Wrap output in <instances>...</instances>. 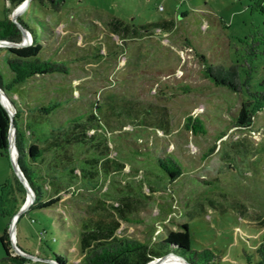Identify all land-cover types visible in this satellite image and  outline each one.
<instances>
[{
  "label": "rangeland",
  "instance_id": "374dc122",
  "mask_svg": "<svg viewBox=\"0 0 264 264\" xmlns=\"http://www.w3.org/2000/svg\"><path fill=\"white\" fill-rule=\"evenodd\" d=\"M261 6L264 0H66L56 12L48 0L29 4L17 21L40 32L41 20L48 28L39 37L42 58L67 70L5 94L20 112L25 150H47L31 165L37 192L26 179L34 201L15 222L18 249L82 264L80 221L93 216L114 223L113 240L153 248L187 224L193 249H218L232 264H242L232 255L246 249L263 263L264 108L238 124L240 95L207 74L232 65L236 48L262 40L264 75ZM16 8L0 0V21ZM49 105L56 107L46 115L41 107ZM188 117L200 119L204 133L188 129ZM75 126L88 128L80 130L87 138L63 143ZM165 155L183 169L173 181L156 163ZM51 199L58 202L44 212L30 211ZM26 202L10 157L0 155V237L7 230L13 243L11 216ZM4 257L0 242V264Z\"/></svg>",
  "mask_w": 264,
  "mask_h": 264
},
{
  "label": "trees",
  "instance_id": "16d2710c",
  "mask_svg": "<svg viewBox=\"0 0 264 264\" xmlns=\"http://www.w3.org/2000/svg\"><path fill=\"white\" fill-rule=\"evenodd\" d=\"M25 0H7L10 7L16 8ZM42 0H32L30 6ZM50 5L56 12L66 5V0H48ZM260 12L264 13V6L259 8ZM7 11L6 18L0 21V40L12 43H20L22 41V33L18 26L9 18ZM27 13V12H26ZM25 13V14H26ZM18 22L28 29L32 34L33 42L25 47H5L2 50L5 52L4 62L5 67L10 72L11 77L5 79L0 71V88L4 93L9 94L24 85L28 80L41 75L53 73H65L66 66L55 61L54 58L43 59V46L40 44L41 35L46 33L48 28L43 22L38 19L40 32L33 31L22 19ZM260 35V34H259ZM247 41V40H246ZM262 45V40H251L246 42L244 49H238L233 53V64L225 68L224 66L212 67L207 74L210 79L218 87H225L229 91L240 95L242 105L239 115L237 116L238 124H247L251 122L252 115L264 108V75L258 74V56L263 53L259 47ZM52 60V61H51ZM55 105L41 107L46 115L52 114ZM20 112L14 115V125L16 128V147L19 153L18 164L30 186L37 192L34 174L31 170V165L38 164L44 156L46 148L36 144L28 146L25 150L26 140L22 129L19 127ZM11 127V119L6 109L0 103V155L9 157V133ZM186 127L194 133H204V126L200 119L188 117L186 118ZM75 129V130H73ZM88 128L72 127V134L67 140H62L63 143H82L87 136L84 134ZM80 130H84L83 132ZM66 135V134H65ZM67 137V135H66ZM54 147H59L60 143L52 144ZM156 163L161 172L170 180L173 181L179 178L183 169L180 163L171 155L161 156L156 159ZM58 202L57 199H51L37 204L30 211H43L52 207ZM16 212L11 216L14 217ZM82 221V219H81ZM80 221V227L85 232L81 238L80 249L84 252L82 255V264H148L160 258L165 254L172 253L190 264H232V260L227 262L224 260V255L220 250L215 249H193V238L189 229V225L182 226L179 231L170 232L165 239L154 245L153 248H148L144 244L133 241L112 239V233L115 230L114 223L103 220L101 218L83 219ZM46 234V232H43ZM0 242L5 251L3 259L4 264H23L30 263V260L22 255L13 256V249L8 231L0 237ZM233 258L242 259V264H264L257 262L253 251L250 252L244 249L241 253L232 255ZM57 264H67L66 260L53 253L51 256ZM50 258V260H52ZM49 259L48 257L45 260ZM43 261V260H42ZM36 264H45L37 262ZM54 264V263H48Z\"/></svg>",
  "mask_w": 264,
  "mask_h": 264
},
{
  "label": "water",
  "instance_id": "95a60500",
  "mask_svg": "<svg viewBox=\"0 0 264 264\" xmlns=\"http://www.w3.org/2000/svg\"><path fill=\"white\" fill-rule=\"evenodd\" d=\"M31 1L32 0H25L20 6H18L16 8V13L14 14V16L11 19L12 22H14L18 26V28L20 29V31L22 33V41L20 43H12V42H8V41L0 40V44L4 45L5 47H17V48L28 46V44H29V34H28V31H27V29L25 27H23L17 21V18H18V16L21 13L25 12V10L27 9V7L29 6V4H30ZM1 96L3 97V99H2ZM4 99L7 100L6 95H5L4 91L0 88V103L6 109V111L8 112V114L10 116V119H11V127H10V133H9V149H8L9 157L11 159V163H12L14 172L16 173V175L20 179V182L23 184V186L25 187V189L27 191V202L20 209V211L18 213H16L14 215V217L12 218V223H11V234H12L13 233V227L15 226V222L17 221V219L19 218V216H21L22 214H24V212L33 203V201H34V194L32 193L31 188H30V186H29V184H28V182H27V180H26V178H25V176H24V174H23V172L20 169L19 164H18V156H19V153H18V150H17V147H16V128H15V125H14V115H15V111H14V109L10 108L6 104V102L4 101ZM11 238L13 240V243L11 242V244H12V247L14 248V251L17 252V253H19L20 255H22V256H24V257H26L28 259H37V260H43V261H47L49 263H53V261L50 260V259L44 260V259H40L37 256H32V255L23 253L16 246V244H15V238L13 237V234L11 235ZM169 256H173L174 258L182 261L184 264H190L185 259H183V258H181V257H179V256H177L175 254H172V253H168V254L163 255L160 258H156L155 261H164ZM161 264H163V262H161Z\"/></svg>",
  "mask_w": 264,
  "mask_h": 264
},
{
  "label": "bare ground",
  "instance_id": "6f19581e",
  "mask_svg": "<svg viewBox=\"0 0 264 264\" xmlns=\"http://www.w3.org/2000/svg\"><path fill=\"white\" fill-rule=\"evenodd\" d=\"M2 97V96H1ZM3 99V97H2ZM4 101L6 102V104L8 105V101H6V99H4ZM9 106V105H8ZM11 108V107H10ZM30 201V200H29ZM13 237H14V227H13ZM161 262H163V264H184L182 261L174 258L173 256H169L167 259H165L164 261H155L153 260V262L149 263V264H161Z\"/></svg>",
  "mask_w": 264,
  "mask_h": 264
},
{
  "label": "crops",
  "instance_id": "0c3cea01",
  "mask_svg": "<svg viewBox=\"0 0 264 264\" xmlns=\"http://www.w3.org/2000/svg\"><path fill=\"white\" fill-rule=\"evenodd\" d=\"M47 58H54V57H47ZM4 65H5V62H4ZM6 68V67H5ZM6 71H7V74L9 75V78L11 77V74H10V72L7 70V68H6ZM2 74H3V72H2ZM4 75V74H3ZM4 78L5 79H7L6 77H5V75H4ZM8 78V79H9ZM15 252V251H14ZM16 254H17V252H15ZM18 255H20L19 253H18ZM38 255V254H37ZM48 257V256H47ZM26 258V257H25ZM48 258H51V256L50 257H48ZM30 261L32 260L33 262H35V263H37V262H41V263H45V264H48L49 262H47V261H42V260H37V259H29Z\"/></svg>",
  "mask_w": 264,
  "mask_h": 264
},
{
  "label": "built area",
  "instance_id": "2783aa9c",
  "mask_svg": "<svg viewBox=\"0 0 264 264\" xmlns=\"http://www.w3.org/2000/svg\"><path fill=\"white\" fill-rule=\"evenodd\" d=\"M13 256H15V255H17L15 252H13V254H12ZM23 264H30V263H23ZM34 264H36L35 262H34Z\"/></svg>",
  "mask_w": 264,
  "mask_h": 264
}]
</instances>
